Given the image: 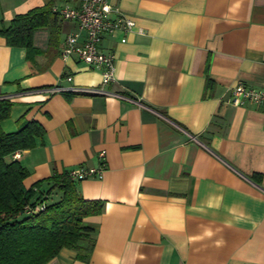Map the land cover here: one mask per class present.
Wrapping results in <instances>:
<instances>
[{
  "label": "crops",
  "instance_id": "crops-1",
  "mask_svg": "<svg viewBox=\"0 0 264 264\" xmlns=\"http://www.w3.org/2000/svg\"><path fill=\"white\" fill-rule=\"evenodd\" d=\"M106 1L134 21L102 37L107 83L61 57L74 21L60 18L55 41L36 29L28 55L0 35V98L12 102L0 126L44 129L11 156L24 186L97 167L104 151L103 176L76 181L104 201L84 218L96 229L89 260L63 247L46 264H264V104L229 101L237 84L264 87V0ZM47 2L81 0H0V28Z\"/></svg>",
  "mask_w": 264,
  "mask_h": 264
},
{
  "label": "trees",
  "instance_id": "trees-1",
  "mask_svg": "<svg viewBox=\"0 0 264 264\" xmlns=\"http://www.w3.org/2000/svg\"><path fill=\"white\" fill-rule=\"evenodd\" d=\"M60 18L47 2L14 15L0 28V35L7 45L23 47L28 55L34 50L36 29L49 28L50 41L56 40ZM11 106L9 99L0 98V122L8 118ZM43 135L41 124L23 117L15 132H5L0 126V264H46L63 247L75 250L81 261L90 258L96 229L84 218L100 214L104 201L84 199L69 170L25 187L28 170L11 157L34 147L35 139Z\"/></svg>",
  "mask_w": 264,
  "mask_h": 264
},
{
  "label": "built area",
  "instance_id": "built-area-1",
  "mask_svg": "<svg viewBox=\"0 0 264 264\" xmlns=\"http://www.w3.org/2000/svg\"><path fill=\"white\" fill-rule=\"evenodd\" d=\"M61 18L74 21L76 27L66 34L61 47V57L67 59L74 56L91 68L100 69L102 83L113 80L114 55L110 51L100 48L102 37L117 29L130 30L134 21L123 15L117 7L106 0H81L78 7L65 6L56 10ZM114 14V16H111ZM116 96L128 99L123 94ZM230 103L240 105L245 103L264 104V87L256 88L237 84L231 89ZM16 151L14 158L19 157ZM100 164L97 167L78 166L69 169L73 180H82L89 177L101 178L106 170L104 151L98 154Z\"/></svg>",
  "mask_w": 264,
  "mask_h": 264
}]
</instances>
